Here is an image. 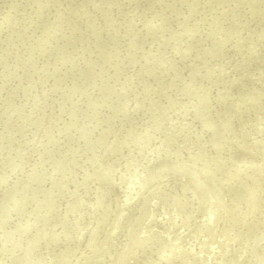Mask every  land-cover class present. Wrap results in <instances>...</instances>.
<instances>
[{
  "label": "rangeland",
  "instance_id": "1",
  "mask_svg": "<svg viewBox=\"0 0 264 264\" xmlns=\"http://www.w3.org/2000/svg\"><path fill=\"white\" fill-rule=\"evenodd\" d=\"M239 160L258 181L264 0H0V264H264Z\"/></svg>",
  "mask_w": 264,
  "mask_h": 264
},
{
  "label": "bare ground",
  "instance_id": "2",
  "mask_svg": "<svg viewBox=\"0 0 264 264\" xmlns=\"http://www.w3.org/2000/svg\"><path fill=\"white\" fill-rule=\"evenodd\" d=\"M204 94H205V92L204 91H202V90H199L198 91V98H204L205 96H204ZM251 99V98H250ZM198 101H200V100H198ZM195 106H197V105H195ZM237 106H240V105H237ZM214 107V106H213ZM166 109L168 108V106H166L165 107ZM164 108V109H165ZM163 115V114H162ZM165 115V114H164ZM162 122V121H161ZM158 123V122H157ZM162 123H164V122H162ZM224 127H225V125L223 124L222 126H221V129L223 130L224 129ZM219 128V127H218ZM205 130V129H204ZM171 132V131H170ZM174 132V131H173ZM229 134V133H228ZM198 135H200L199 133L198 134H196V135H192V137H196V136H198ZM229 137H232L231 135L229 136ZM219 139V138H218ZM255 143V142H254ZM254 143H250L249 144V146L250 147H253L254 146ZM153 147H155V146H153ZM235 152H231L229 155H228V157L226 158V160H228V159H230V155L231 154H234ZM245 155V159H246V157H248V154H244ZM213 160V159H212ZM211 160V162H210V164H214V162ZM226 160L223 162V163H225L226 162ZM242 161H244V160H242ZM246 162V161H245ZM242 163V162H240V160L238 161V162H236V164H232V166H230L229 167V169H228V171L224 174V180H228V181H231L230 183H229V186H231V187H225V181H221V180H219V178H217V174L215 173V171L213 170V171H211L210 173L212 174V178H216V180H215V182H216V184H217V188H216V194L218 195L219 193H221V189L223 190V188L225 187V190L228 192V193H231V195H230V200H232L233 202H239L240 204H242V206L240 207V208H243L244 206H246L245 207V209L243 210V212L242 213H235L234 215H233V219H234V222H235V229H240L239 230V234H242L243 233V231H248V229H250V231H253V229H256L255 231H257V232H264V230H262L263 228H264V198H263V195L261 194V193H256L257 192V189L259 188V186H260V182L263 180L264 181V168H261L260 169V174H259V176H261L260 178H259V180L258 181H256L255 182V176H256V174H254V170H258V168L260 167V166H263V163L262 162H260V161H258V162H253V163ZM160 163H161V161H160ZM159 163V165H161ZM223 163H221V164H223ZM239 163H240V165H239ZM243 164V165H242ZM207 165V164H206ZM156 166V165H155ZM162 166V165H161ZM158 167H160V166H158ZM161 168V167H160ZM171 168H172V166H171ZM177 168V167H176ZM163 168H161L160 170H162ZM223 169H225V168H223ZM174 170V169H173ZM194 170H195V168H190L188 171H189V174L190 175H195V172H194ZM166 171V170H165ZM165 171H164V173H165ZM169 170H167V172H168ZM175 171V170H174ZM174 171H172V172H174ZM178 171V170H177ZM56 172V171H55ZM55 172L53 173V174H55ZM153 172V171H152ZM159 172V171H158ZM158 172L157 173H155L154 174V172L152 173V176H153V174H154V177H155V175L156 174H158ZM217 172V171H216ZM51 173V172H50ZM170 173V172H169ZM178 173V172H177ZM52 174V173H51ZM171 174V173H170ZM230 174H237L236 175V177H234V176H232V175H230ZM239 174L241 175V176H239ZM254 174V175H253ZM175 175V174H174ZM174 175H172V180H173V176ZM49 176H50V174H49ZM57 176V175H56ZM166 176V175H165ZM159 176V174L155 177V178H158L159 180L158 181H156L155 183H157V185H155V183L153 184V186L152 187H154L155 188V186L157 187H160L159 189H161V188H167V183H168V181L169 180H171L169 177H171V176ZM51 177V176H50ZM211 177V176H210ZM232 177V180H229V178H231ZM163 178V180H161ZM167 180H166V179ZM193 178H195V177H193ZM153 179V178H152ZM196 180H197V182H198V177H196L195 178ZM195 179H193V180H195ZM171 180V181H172ZM154 181V180H153ZM170 181V182H171ZM247 181V182H246ZM90 183H91V186H90V188H93L92 186H94L96 183H95V180L94 181H90ZM174 183H175V181H174ZM199 183V182H198ZM65 185V184H64ZM237 185H239V190L237 191V193H232V189L234 188L235 189V187L237 186ZM243 187H242V186ZM171 186V185H170ZM234 186V187H233ZM238 187V186H237ZM237 187H236V189H237ZM242 187V188H241ZM153 189V188H152ZM157 189V188H156ZM171 189V188H170ZM233 189V190H234ZM58 190V189H57ZM101 192H98V194L96 195L97 197H95V200H94V207H95V209H96V211L92 208V206H89V207H91L92 208V212H95V213H99L100 211H101V200L103 199L102 198V195H104V191L102 190V188L101 189H99ZM164 190V189H163ZM188 190H190V189H188ZM141 191H142V189H141ZM160 191V190H159ZM209 191H213V189L211 190V189H208V191H206V192H208L209 193ZM224 191V190H223ZM156 192V191H155ZM165 192V191H164ZM167 192V191H166ZM169 193H170V191H168ZM167 192V193H168ZM197 192V191H196ZM195 192V193H196ZM205 192V193H206ZM214 192V191H213ZM213 192H211L210 194H212ZM58 193V192H57ZM152 193V192H151ZM162 193H163V191L160 193L161 194V196H162ZM172 193V192H171ZM156 194H158V193H156ZM209 194V196H211L212 197V195H210ZM254 194V196L253 197H251L252 195ZM56 195V194H55ZM159 195V194H158ZM166 196H167V194H165ZM193 195H194V193H193ZM214 195V194H213ZM169 196H171L170 194H169ZM167 197L168 199L170 198V197ZM174 196V195H173ZM215 196V195H214ZM160 197V196H159ZM158 197V198H159ZM177 196H175V198H176ZM160 198H162V201H163V198H165V197H160ZM213 198H215V197H213ZM171 199V201H172V199H173V197H171L170 198ZM216 199H217V197H216ZM168 202H169V200H167ZM176 201V199L174 200V202ZM54 202H55V200H54ZM168 202H164V203H168ZM173 202V201H172ZM177 202V204H178V202H180V201H176ZM198 202V201H197ZM213 202V201H212ZM56 204V203H55ZM171 204V203H170ZM180 204V203H179ZM176 205V204H175ZM215 205V207H214V210H213V212L214 213H218V214H221V213H223L225 210H226V205L224 204V203H221V202H217L216 204H214ZM55 206V205H54ZM182 206V205H181ZM178 207V206H177ZM180 207V206H179ZM184 208V207H183ZM182 209V208H181ZM231 209V208H230ZM255 209L257 210V211H259L260 213H261V215H259V216H257V212H255ZM94 210V211H93ZM185 211V210H184ZM183 211V212H184ZM178 212V211H177ZM182 212V213H183ZM186 212V211H185ZM184 212V213H185ZM187 213V212H186ZM179 214V213H178ZM181 214V213H180ZM112 215V213H110V216ZM183 215V214H182ZM182 215H180V217L182 216ZM189 215V214H188ZM109 215H108V219H110L111 217H110ZM179 216V215H178ZM188 217V216H187ZM186 217V218H187ZM189 218V217H188ZM176 219V218H175ZM178 219V218H177ZM188 220H190V218L188 219ZM232 220V219H231ZM191 221V220H190ZM203 222H205V220H202ZM259 221V222H258ZM189 222V221H188ZM203 222H202V225L200 226V227H203ZM190 223V222H189ZM206 223V222H205ZM207 226V225H206ZM262 226V227H261ZM199 227V228H200ZM197 229H198V227H197ZM206 230V229H205ZM211 230V229H210ZM206 231H209V230H206ZM212 231V230H211ZM213 232V231H212ZM260 240H261V236H258L257 238H255V240H254V242H253V244H254V247H253V249H252V251H251V256L253 257V259L254 260H257L258 259V256H259V254H260V252H258V250H257V246L259 245V243H260ZM152 264V263H151Z\"/></svg>",
  "mask_w": 264,
  "mask_h": 264
}]
</instances>
